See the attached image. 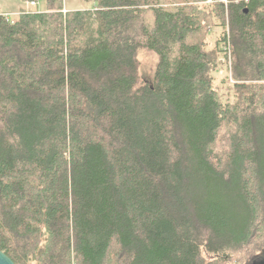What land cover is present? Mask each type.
I'll return each mask as SVG.
<instances>
[{
	"label": "trees",
	"instance_id": "trees-1",
	"mask_svg": "<svg viewBox=\"0 0 264 264\" xmlns=\"http://www.w3.org/2000/svg\"><path fill=\"white\" fill-rule=\"evenodd\" d=\"M42 1L0 12V249L16 264L260 262L264 0ZM142 49L159 58L150 81Z\"/></svg>",
	"mask_w": 264,
	"mask_h": 264
},
{
	"label": "rangeland",
	"instance_id": "rangeland-1",
	"mask_svg": "<svg viewBox=\"0 0 264 264\" xmlns=\"http://www.w3.org/2000/svg\"><path fill=\"white\" fill-rule=\"evenodd\" d=\"M33 1L35 3H33ZM206 1L204 2L205 4L211 5L217 2H222L223 0H215L212 3H207ZM92 5H93L92 2L85 0H65V6L69 10L84 9V8L87 9V8H91ZM66 7L65 9H67ZM27 8H31L30 10L33 9L36 11V10H44L46 6L43 1L41 2V0H0V12H7L12 17H14L18 12H20L21 9H27ZM227 18L228 17L226 12V22L228 21ZM217 30L218 28L214 26L212 28V33L216 35ZM139 59H140V75L142 79L149 81L152 80L159 60L158 55L155 52L150 51L148 49H142L139 53ZM225 77H226L225 72L215 73V78L217 83L216 89L223 101H227L233 94V91L231 90L232 88L231 85H228L226 82H224ZM222 139L224 141L220 142V146L217 147L218 148L217 150L224 152V148L222 147V145L226 143L227 136L225 135ZM256 240L258 244L255 245L252 243L251 247H247L250 248V250L254 254L257 252V249H260L262 252L264 251V229L261 232V236L258 239H255L254 241ZM253 245L255 246L253 247ZM256 246L259 247L255 248ZM247 250L245 249L244 252L241 254H236L230 260L229 264H243L247 256L250 255ZM262 260H264V256H262V259H260L259 261Z\"/></svg>",
	"mask_w": 264,
	"mask_h": 264
},
{
	"label": "water",
	"instance_id": "water-1",
	"mask_svg": "<svg viewBox=\"0 0 264 264\" xmlns=\"http://www.w3.org/2000/svg\"><path fill=\"white\" fill-rule=\"evenodd\" d=\"M0 264H16V263L3 250L0 249ZM259 264H264V260L260 261Z\"/></svg>",
	"mask_w": 264,
	"mask_h": 264
},
{
	"label": "built area",
	"instance_id": "built-area-1",
	"mask_svg": "<svg viewBox=\"0 0 264 264\" xmlns=\"http://www.w3.org/2000/svg\"><path fill=\"white\" fill-rule=\"evenodd\" d=\"M214 1H215V0H207L206 2H207V3H212V2H214ZM227 1H228V0H223V2H225V3H227ZM31 3H32V2H31ZM33 3H35V2L33 1ZM64 11H66V10H64Z\"/></svg>",
	"mask_w": 264,
	"mask_h": 264
},
{
	"label": "crops",
	"instance_id": "crops-1",
	"mask_svg": "<svg viewBox=\"0 0 264 264\" xmlns=\"http://www.w3.org/2000/svg\"><path fill=\"white\" fill-rule=\"evenodd\" d=\"M67 8V7H66ZM27 9H31V8H27ZM33 10V9H32Z\"/></svg>",
	"mask_w": 264,
	"mask_h": 264
},
{
	"label": "flooded vegetation",
	"instance_id": "flooded-vegetation-1",
	"mask_svg": "<svg viewBox=\"0 0 264 264\" xmlns=\"http://www.w3.org/2000/svg\"><path fill=\"white\" fill-rule=\"evenodd\" d=\"M255 264H259V262L258 263H255Z\"/></svg>",
	"mask_w": 264,
	"mask_h": 264
}]
</instances>
